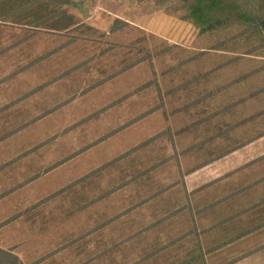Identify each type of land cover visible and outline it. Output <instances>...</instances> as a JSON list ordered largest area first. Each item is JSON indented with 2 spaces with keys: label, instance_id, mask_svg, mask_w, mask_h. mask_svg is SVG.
<instances>
[{
  "label": "trees",
  "instance_id": "1",
  "mask_svg": "<svg viewBox=\"0 0 264 264\" xmlns=\"http://www.w3.org/2000/svg\"><path fill=\"white\" fill-rule=\"evenodd\" d=\"M73 4L74 0H0V67L14 65L12 71L0 74V88H7L11 81L33 71L54 70L50 62L61 59L73 48L94 53L52 72L51 78L0 106V147H15L12 140L44 120L42 116L19 120L16 111L22 102L26 103L24 100L56 85L68 87L69 82L77 81L74 79L80 71L85 73L86 81L93 69H102L106 76H97L75 94L49 107L47 115L70 110L79 100L74 99L101 91L142 64H149L152 77L136 85L130 91L134 95H122L53 134L47 131L45 138L1 162L0 179L25 164H32L31 167L38 161L42 164L40 172L26 174L25 179L6 188L0 200L88 150L92 145L79 148L61 161L53 162L49 158L52 148L77 133H84L93 123L102 122L111 111L124 107L131 97L145 91L156 90L159 103L141 112L123 128L159 111L167 119L169 100L177 97L183 104L172 113H184L191 122L181 128L170 126L145 139L2 222L0 227L23 216L43 222L47 214L44 212L54 205L56 223L80 213H88L93 219L92 226L64 237L56 249L29 263L13 247L0 245V264H45L48 260L58 264L57 256L65 252L73 257L84 256L75 264H209L211 255L234 247L264 226L261 223L246 228V211L250 210L246 209V164L195 188L187 178L264 137V86L254 84L252 77L259 69L240 72L226 80V69L245 65L242 54L227 56L225 61L191 74V65L202 64L208 57V50H200L166 68L162 75L187 72L189 76L164 90L154 69L155 60L178 48L185 52L184 47L163 40L152 51L148 44L153 34L141 35L130 44H117L108 40V36L128 27L129 22L117 18L110 31L103 32L73 12ZM167 9L181 11L182 18L195 23L200 34L239 26L245 27L240 35L247 34L248 38L257 35L261 46L246 53V62L248 55H254L258 47L264 46V0H172ZM97 33L104 39L93 37ZM57 36L64 38L62 44L37 52L39 39ZM231 40H218L212 50L229 53ZM118 55L117 66L108 64L111 57L114 60ZM254 102H257V112L246 116V109ZM121 128L107 133L102 142L114 137ZM189 158L195 163L193 167L187 163ZM165 178L169 179L164 181Z\"/></svg>",
  "mask_w": 264,
  "mask_h": 264
},
{
  "label": "rangeland",
  "instance_id": "2",
  "mask_svg": "<svg viewBox=\"0 0 264 264\" xmlns=\"http://www.w3.org/2000/svg\"><path fill=\"white\" fill-rule=\"evenodd\" d=\"M170 4H172V0H168L167 3L164 0H74L72 11L87 24H91L103 32L110 31L117 18L129 22L128 27H125L115 35L112 34L108 36V40L114 41L117 44H130L141 35L153 34V38L149 40L148 44V47H150L152 51L155 47L162 45L163 40L170 44H177L180 47H184L186 50L185 52H180L178 48L173 53L169 52L155 60L154 69L157 71L159 79H161L162 87L165 88L164 90L170 88L174 84L182 82L189 76L186 75L187 72L162 75L166 68L170 64L181 62L184 58L200 50H208V57L204 60L205 62H201L202 64H192L190 68L191 74L196 73L200 69L211 68L221 61H225L224 59H226L227 56L243 54V56H245V61L242 63L245 65L226 69V80L233 79L238 76L240 72H250L259 69L252 76L254 78V84L264 86V68H262L264 65V46L258 47L254 55H248V61L246 62V53L253 50L255 46H261V39L257 35L251 38H248L247 34L240 35L241 32H244L245 27L239 26L221 29L214 34H200V29L195 23L182 18L181 11L178 12L174 9H167V6ZM93 37H101V34L97 33ZM101 38L104 39L103 37ZM228 38H232L228 44V51L226 50L229 53L212 50L218 40H226ZM63 40L64 38L59 36L54 39L42 37L38 40L36 50L37 52L43 53L56 45L62 44ZM100 44L102 45V41L99 42V45ZM92 54L94 53L91 51H81L77 48H73L61 59L50 62L53 63L51 66L54 70H36L32 73L25 74L20 80L11 81V84H8L7 88H0V106L12 100H16L19 96L27 93L36 85L49 79V76L51 78L52 72H57V70L61 68L69 67L71 65L67 64H74L81 58H88ZM112 58L113 57L110 58L108 64L117 66L120 56L118 55L114 60ZM13 68L14 65H10L8 68L2 65V67H0V74L10 72ZM85 76V73L80 71V74L74 79L77 81L69 82L68 87L56 85L52 87L51 90L37 97L24 100L26 103H21L20 108L16 111L19 120H25L31 117L37 118L38 116L44 117V120L37 127L35 126L34 129L12 140L11 142H13L15 147L11 145H2L0 147V163L9 159L13 154L23 152L39 139L45 138L47 131L53 134L58 128L93 113L97 108L105 107L112 100L122 95H134L130 91L133 90L136 85H141L144 81L152 77V68L147 63L142 64L129 74L119 78L120 80L118 82H116L117 79L115 83L108 84V86L101 91L99 90L95 94L74 99L79 100L76 101V105L74 104L75 106L73 105L70 110H57L54 114L47 115L49 107L75 94L77 89L82 88L86 83L94 81L97 76L103 77L106 76V74L102 73V69L100 71H95L93 69L92 75L87 81ZM257 102L252 104L248 103L249 106L246 109V116L257 112ZM157 103L159 102L156 90H154V92L145 91L139 96H133L126 102L124 107L111 111L102 122L93 123L84 133H77L71 138L64 140L56 148H52L51 151L53 154L49 152V158L53 162H56L57 160H63L79 148L92 145L88 150L81 153L76 158L69 162H64L59 167L40 176L22 190L1 199L0 224L11 218L14 214L19 213L26 205L38 201L47 194L64 186L69 181L94 169L100 164L110 160L112 157L124 153L145 139L170 126L172 128H181L183 125L191 122L190 117L184 113L180 115L172 113V110L181 108L183 104L177 97L169 100L168 112H166L167 119L164 113L159 111L156 115H151L140 122L132 124V126L123 128L126 123L135 119L141 112ZM120 128L121 131L114 137L102 142L107 133L112 130H119ZM96 140H98V142H95ZM183 143L186 144L185 141H183ZM243 153H246V150H244ZM49 163L51 164V161H49ZM187 163L191 167L195 165V163H192V158L187 159ZM41 164V161H38L32 167V164H25L21 168L16 169L15 172H11L9 176L7 175L0 179V194H2L6 188L12 186L13 182L15 183L17 180L21 181L25 179L24 177L26 174L40 172ZM208 175L206 171H199L187 176V178H189V185L195 188L205 183L206 179L213 177L211 175L209 177ZM168 179L169 178H165L164 181ZM55 210V205L46 210L44 213L47 214L44 215L43 222L41 219L35 221L26 219L23 216L3 225L0 227V245L5 248L13 247V249L29 263L51 250L56 249L60 244V240L64 237L67 238L72 233L78 234L81 229L93 225V219L91 220L89 218L88 213H80L79 216L68 220H59L56 223L55 216L57 211ZM262 235V238L258 237L255 241L247 240L246 243H249V246H253L261 241L263 242L264 232ZM14 246L17 247L14 248ZM245 249L246 245L244 248L240 245L229 247L224 251L211 255L208 258V263L225 264L233 260L236 256L241 255L240 253H244ZM83 259V255L80 257H73L72 254L68 252L58 255L56 258L58 264H75ZM248 260L246 264H264V249L252 255ZM45 264L53 263L48 260Z\"/></svg>",
  "mask_w": 264,
  "mask_h": 264
},
{
  "label": "crops",
  "instance_id": "3",
  "mask_svg": "<svg viewBox=\"0 0 264 264\" xmlns=\"http://www.w3.org/2000/svg\"><path fill=\"white\" fill-rule=\"evenodd\" d=\"M244 150H246V153H243ZM261 156H264V137L202 170L206 171L209 177L210 175L213 176L205 180L209 181L224 174L226 171L246 164V209H250L246 211V225L248 224L246 228L264 223V158L256 160ZM263 232L264 226L235 244L234 246L240 245L243 248L246 245V249L244 253H240L241 255L236 256L225 264H246L250 260L248 258L263 250L264 241L253 246H249V243H246L247 240L255 241L258 237L262 238Z\"/></svg>",
  "mask_w": 264,
  "mask_h": 264
}]
</instances>
